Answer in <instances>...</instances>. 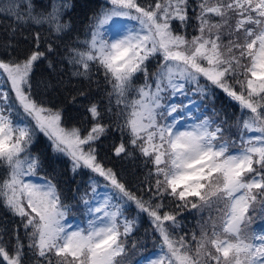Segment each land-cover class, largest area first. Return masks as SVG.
I'll return each mask as SVG.
<instances>
[{"label": "snow or ice", "instance_id": "1", "mask_svg": "<svg viewBox=\"0 0 264 264\" xmlns=\"http://www.w3.org/2000/svg\"><path fill=\"white\" fill-rule=\"evenodd\" d=\"M70 7L69 0H0L3 30L34 45L20 58L13 39L0 44L8 55L0 59V206L20 218L27 239L25 246L17 227L9 250L0 235L2 260L131 264L128 253L137 242L129 237L138 223L126 215L131 202L159 235L145 264H264V233L252 228L264 222V0H105L89 17L85 38L77 37L53 63L48 54L56 46L41 33L57 40L69 36ZM189 28L197 34L189 36ZM40 61L52 72L66 61L72 77L91 85L102 75L110 86L104 112L88 101L94 123L86 135L64 125L63 107L36 98L32 77ZM215 88L240 105L234 125L215 109L207 115V105L197 101L214 98ZM87 96L79 88L70 99L75 104ZM105 114L152 165L143 181L147 199L97 160L93 145L109 127ZM226 126L235 127L236 135ZM36 130L54 153L71 160L73 174L88 169L107 182L90 178L88 190H76L86 226L67 222L72 206L30 151ZM114 151L133 155L123 140ZM165 197L173 198L175 210L166 209ZM183 210L208 213L190 239L177 231Z\"/></svg>", "mask_w": 264, "mask_h": 264}, {"label": "trees", "instance_id": "2", "mask_svg": "<svg viewBox=\"0 0 264 264\" xmlns=\"http://www.w3.org/2000/svg\"><path fill=\"white\" fill-rule=\"evenodd\" d=\"M38 5H44L47 0H35ZM97 0H69V4L71 7L65 14V19L71 21L73 25V31L69 36L65 37L63 40L54 39L50 36L47 31L41 33L42 37L46 36L49 41L53 42L56 46V53H49V59L52 60L53 63H57L61 59V56L65 53L66 46L72 45L76 43V38L79 37L80 40L85 38L86 29L89 25V17L97 10ZM139 3L143 5H147L149 3L155 2V0H138ZM176 23V22H175ZM0 24L6 26L7 21L0 17ZM196 32L189 33V36L195 35ZM13 39L15 52L14 55L17 57H24L29 51H31L34 45L31 43V40H24L22 36L11 37L10 33H7L3 30V27L0 26V44H3L5 41ZM45 46L41 44V50H44ZM8 55L0 47V59H7ZM58 71L52 72L51 69L48 68L46 61L38 62V66L34 69L32 82H33V92L36 95L38 100H42L45 104L52 107H63L64 116L67 117L68 123L85 129V132H88L94 121H92L90 114L87 111L88 101L96 102L100 105L101 111L104 112L106 110L108 104V96L107 91H110V86L104 82V78L101 75L99 77L100 83L97 84L95 82L96 77L93 78V83L89 85L87 81L79 80L76 77L71 76V66L67 64V62L57 64ZM154 70V67L152 68ZM63 69V71H60ZM49 86L45 88V84ZM138 85L143 83V78L140 77L137 82ZM79 88H83L87 93V99L78 97V100L81 102L73 104L71 102V95H74L76 90ZM238 89V88H237ZM214 91V90H213ZM198 99V98H196ZM207 104H213L216 108V111L222 113L223 110L226 111L227 108L233 106L237 107L236 104L233 103L232 100H228L225 97L224 93L218 89V92H215V97H210L207 100ZM232 109L228 110V114H233ZM240 108H237L234 117L228 119V125H232L238 119ZM233 116V115H232ZM237 116V117H235ZM215 118V117H214ZM104 124L109 125L105 134L101 135L98 140L94 142V147H98V151L96 157L97 160L103 164L106 168H112L113 171L117 174L118 178L128 187L130 191L135 193L138 196H143L145 199L150 195L143 191V181L145 176L147 175V170L152 167L151 164H145V157H143L139 150L133 149L128 144V135L127 138L125 134L122 137L118 135L122 134L120 131L116 130L114 124L110 123V118L107 114L104 115L103 121ZM126 144V147L129 151L133 152L132 156H125L123 153L120 156L115 155V147L119 146L121 141ZM37 144L42 145L40 152L37 154L43 159L47 157L48 162L51 163H59L60 160L56 156H50L47 154V149L50 148L48 146V142L46 138L41 136L40 141H36ZM51 149V148H50ZM102 152V153H101ZM108 154L110 159L106 160L105 155ZM63 163V162H62ZM61 174H66L64 183L66 187H62V192L64 193V198H66V194L74 193L76 197V201H78L79 196L77 192V188L80 189L81 192L89 189L90 178H94L101 182V185L105 183L102 177H99L97 174L92 173L90 170L77 171L73 174L72 171H69L66 168H62ZM2 171V170H0ZM145 172V174H144ZM58 172L53 171L48 173L49 177H51L55 183L61 181V179L57 178ZM81 176V178H80ZM59 185V184H58ZM67 199V198H66ZM165 204H169L168 210H175L174 204L175 201L171 197H165ZM167 208V206H166ZM185 211V210H184ZM195 210H188L186 212L187 216L184 217L181 215L178 219L181 221V227L177 229L181 234L188 233V237H190L191 233L195 232L197 234V224L196 220H198L199 214H194ZM129 219H133L138 217L137 226L129 237V241L137 242V247L135 249H130L128 255L131 258V262L138 263L143 260V257L146 255L148 257L152 252H154L159 244V235L154 232L152 227V223L150 220L146 219L144 213H138L135 204H129V211L126 213ZM181 217V218H180ZM197 218V219H196ZM19 217H15L3 206H0V235L7 234L9 236V240L4 239V243L8 244L9 250L12 247V239L13 233L19 227V234L21 238H24L25 246L27 245V239L24 237L23 227L19 225ZM260 225H258L259 227ZM186 229H191L187 231ZM11 238V239H10ZM25 251H27V247H25ZM55 261V257H53ZM0 264H6L0 257Z\"/></svg>", "mask_w": 264, "mask_h": 264}, {"label": "rangeland", "instance_id": "3", "mask_svg": "<svg viewBox=\"0 0 264 264\" xmlns=\"http://www.w3.org/2000/svg\"><path fill=\"white\" fill-rule=\"evenodd\" d=\"M105 2V0H97V10L96 11H98L99 10V5H101V4H103ZM195 2H196V0H190V3H192V4H195ZM210 2H211V0H210ZM95 11V12H96ZM190 14H191V11H190ZM176 22V23H175ZM192 23L194 24L195 23V21L193 20L192 21ZM173 24L174 25H178V21H173ZM177 30H179L178 28H177ZM187 32H188V34L189 33H193V32H195L192 28H189L188 30H187ZM197 34V33H196ZM150 66L153 68L154 67V70H155V67H156V62L155 61H151L150 62ZM153 70V71H154ZM202 83H207L206 81H204L203 80V78H202ZM138 85V84H137ZM239 85H236V88H238L239 89ZM214 90V92H218V88H215V89H213ZM224 95H225V97H227L228 98V100L230 101L231 99L224 93ZM196 98H198L197 99V101L199 102V103H202V104H205V105H207V107L206 108H204L203 109V111L207 114V115H209V116H212L213 115V109H215L216 110V108H215V106L213 105V104H207V100L206 101H200L199 100V97H196ZM233 101V100H232ZM233 103L234 104H236L237 105V107L236 108H234L233 106H231V107H229V108H227V110L226 111H224L223 110V112H222V114H226V116H227V118L229 119V118H231V117H234V115H235V112H236V110H237V108H240V105L236 102V101H233ZM229 109H232V115H231V113L230 114H228V110ZM241 110V109H240ZM65 115V114H64ZM241 116V111H240V113H239V116H238V118ZM235 117H237V116H235ZM216 118V117H215ZM220 118H223V117H220ZM63 123H64V125L66 126V127H68V128H72V127H76V126H73V125H71V124H69L68 123V119H67V117H63ZM232 125H234V124H232ZM77 128H79V127H77ZM80 130H81V133H82V135H86L88 132H85V129H82V128H79ZM226 131L227 132H229L231 135H233V136H235L236 135V132H237V129L235 128V127H228V126H226ZM125 134V137L127 138V133L125 132V133H123V134H119L118 136L119 137H122V135H124ZM41 136H43L44 138H46V140H47V142H48V146H50V148L49 149H47V154L48 155H50V156H56L59 160H60V162L59 163H49L48 162V160H47V157H44L43 159H42V161H43V164H44V171H46L47 173H50V172H53V168H55V171L56 172H58V174L57 175H55L57 178H59V179H61V181H59V182H57V184H59L58 185V187L60 188V189H62V187H66L65 185V183H64V181H65V179L63 178V177H66V174H63V177H62V174H61V170H63L62 168H66V169H68L69 171H72L71 170V160L67 157V156H65V155H63V154H60V153H54L53 152V149H52V143H51V141L42 133V132H39V130H36V133H35V136H34V142H33V144L31 145V148H30V151L34 154V155H37L39 152H40V149H41V147H42V145H40V144H37L36 143V141L38 142V141H40L41 140ZM85 147H87V146H85ZM130 147H132V146H130ZM95 150H96V155H98L97 154V151H98V147H95ZM102 153V152H101ZM106 160H113V159H110L109 158V155L108 154H106L105 155V161ZM63 162V163H62ZM83 170H85V172H86V170H88V169H79L78 171H83ZM144 174H145V172H144ZM51 178V177H50ZM80 178H81V176H80ZM52 179V178H51ZM53 182H54V180H53ZM55 183V182H54ZM107 182L105 181V183H103V184H106ZM102 184V185H103ZM75 193H76V191H75ZM74 197H75V195H74V193H73V195L72 194H66V198H65V200L72 206L71 207V211H70V213H69V217H68V221L67 222H71L72 224H73V226L75 227L76 225H80V226H86V220H87V217H86V215H85V210H84V206L82 205V204H79L78 203V201H76L75 202V200H76V197H75V199H74ZM130 204H133V203H131L130 202ZM166 206H167V210H168V208H169V204H166ZM188 210H183L182 211V215H181V217L183 216H187V214H186V212H187ZM145 214V216H146V219L147 220H150V218L148 217V215L146 214V213H144ZM207 215H208V213L207 212H205V213H202V214H199V216H198V220H196V224H197V235H199V232H200V225H199V223H198V221H200L201 220V216H204L205 218H207ZM180 217V218H181ZM197 219V218H196ZM151 221V220H150ZM258 225H260L259 227H258ZM252 228L253 229H255L256 231H258V232H261V233H264V222H259V221H257L256 223H254L253 225H252ZM187 231H190L191 229H186ZM23 231V233H24V229L22 230ZM3 237H4V239H7V240H9V236L5 233V234H3ZM188 239H190L191 238V235H190V237H187ZM11 239V238H10ZM10 241V240H9ZM193 243H195V242H193ZM156 251V250H155ZM154 251V252H155ZM154 252H152L149 256H151ZM148 256V257H149ZM148 257H146V255L143 257V260H141L140 262L138 261V263H136V264H145V262H146V259L148 258ZM131 264H135V262H131Z\"/></svg>", "mask_w": 264, "mask_h": 264}]
</instances>
